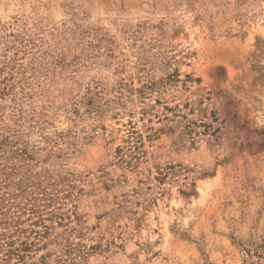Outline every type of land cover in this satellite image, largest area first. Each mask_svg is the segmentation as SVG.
<instances>
[{"label":"rangeland","instance_id":"374dc122","mask_svg":"<svg viewBox=\"0 0 264 264\" xmlns=\"http://www.w3.org/2000/svg\"><path fill=\"white\" fill-rule=\"evenodd\" d=\"M0 146L64 264H264V0H0Z\"/></svg>","mask_w":264,"mask_h":264},{"label":"trees","instance_id":"16d2710c","mask_svg":"<svg viewBox=\"0 0 264 264\" xmlns=\"http://www.w3.org/2000/svg\"><path fill=\"white\" fill-rule=\"evenodd\" d=\"M11 148L0 146V264H53L52 256L54 264L69 262L80 255V249L70 242L75 230L68 223L70 216L56 210L55 200L41 180L22 172L29 162L9 161L15 155L23 158L24 153ZM16 173L21 176L13 181ZM59 226L61 231H57ZM50 245L59 247V252Z\"/></svg>","mask_w":264,"mask_h":264}]
</instances>
